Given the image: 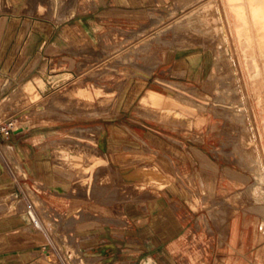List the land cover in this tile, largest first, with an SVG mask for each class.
<instances>
[{"label": "crops", "instance_id": "0c3cea01", "mask_svg": "<svg viewBox=\"0 0 264 264\" xmlns=\"http://www.w3.org/2000/svg\"><path fill=\"white\" fill-rule=\"evenodd\" d=\"M39 2L0 0V76L12 81L8 87L0 84L5 87L0 122L6 121L10 104H4L8 96L2 94L17 89L25 81L19 83L24 72L34 70L31 77L43 70L41 95L47 82L53 89L64 87L74 78L79 57L98 43L102 29L137 21L130 14L124 19L106 12L100 16L95 12L100 3L88 18L84 12L72 14L69 4L62 16L54 12L42 22ZM67 115L50 124L46 135L33 127L26 145L22 137L30 130L23 127L13 130L9 142L3 137L5 143H0V152L11 160L0 161V264H227L233 227H227V218L223 225L215 224L211 210L198 204L204 192L214 194L204 175L208 158L223 185L225 163L210 151L201 154L195 146L169 140L162 126L158 131L153 119L137 113L128 114L126 136L115 131L117 114H86L89 123L81 122L80 115ZM72 134L79 138L72 139ZM135 142L146 148L143 155ZM5 145L12 153L3 151ZM137 185L143 191H133ZM28 203L44 230L33 225Z\"/></svg>", "mask_w": 264, "mask_h": 264}, {"label": "rangeland", "instance_id": "374dc122", "mask_svg": "<svg viewBox=\"0 0 264 264\" xmlns=\"http://www.w3.org/2000/svg\"><path fill=\"white\" fill-rule=\"evenodd\" d=\"M117 2L129 7L118 6ZM100 3L95 11L93 8ZM236 3L235 0H113L111 4L105 0H40L37 16L43 18L39 19L42 22L54 12L62 16L69 4L72 14L84 12L87 18L98 11L100 16L112 13L115 19L130 14L137 21L126 27L102 29L98 43L91 49L83 48L89 53L79 57L75 76L64 87L53 89L47 82L41 95L38 84L43 82V70L31 77L34 70L24 72L19 83L25 81L19 86L25 89L8 102L6 121L0 122V143H5L3 137L9 142L10 134L4 135L1 127L10 121L15 130L20 127L30 130L22 137L26 145L33 127H40L46 135L48 126L63 120L64 113L73 118L80 115V121L86 123L91 122L84 118L86 114H117L115 131L124 136L129 113L149 117L153 119V128L159 131L162 126L161 132L169 140L195 146L201 154L210 151L227 165V185H223L216 165L208 158L209 167L204 175L207 188L214 194L204 192L198 204L211 210L215 224L223 225L222 219L227 218V227L229 224L233 227L227 264H264V209L260 207L264 205V46L257 38L251 39L256 45H251L247 52L238 33L243 21L234 8ZM220 8L224 19L219 15ZM47 33L49 29L45 30ZM251 50L259 55L257 69L251 65L254 59L244 54H251ZM29 66L30 62L25 67ZM11 82L0 76L2 86L8 87ZM12 90L4 92L2 98H9ZM173 92L187 96L189 102L177 98L173 102ZM158 104L177 112H157ZM179 105L189 109L183 111ZM96 133L97 130L89 131L87 135ZM78 136L72 134L71 138ZM135 148L142 149L138 152L142 155L146 149L138 143ZM2 149L12 153L6 145ZM0 161L11 160L0 152ZM138 185L132 190L143 191V185ZM122 186L121 183V190ZM191 186L199 189L195 183Z\"/></svg>", "mask_w": 264, "mask_h": 264}, {"label": "bare ground", "instance_id": "6f19581e", "mask_svg": "<svg viewBox=\"0 0 264 264\" xmlns=\"http://www.w3.org/2000/svg\"><path fill=\"white\" fill-rule=\"evenodd\" d=\"M237 3L234 5V8L236 10V12L238 13V16L242 19L243 21V26L239 29L238 33H239V37H241L242 39H244L245 41V45L247 46V52H250L249 49H251V45L255 46L256 42L253 40V43L251 41V39L257 38L260 41V45L264 46V0H235ZM222 7V6H221ZM67 11V10H66ZM64 14V12H63ZM62 14V15H63ZM219 15L221 17V19H224V15L222 13V8H220L219 10ZM60 16V15H59ZM62 19V18H61ZM48 32V31H47ZM48 34V33H47ZM248 35H251L248 36ZM258 43V42H257ZM255 44V45H254ZM251 54L244 52L245 55H249L251 56L254 60L251 62V65L257 69L258 66L260 65V59H259V55L257 53V51L251 50ZM247 53V54H246ZM37 75V72L34 74V76ZM5 89V87H2V91ZM22 89L24 90L25 88L22 86H19L17 89H15L13 91V93L11 94V96L9 98H7L6 100H4V104L10 102V100H12L14 97H17L19 95L22 94ZM88 92V91H87ZM91 94V93H90ZM89 95V94H88ZM152 95V94H151ZM150 95V96H151ZM155 95V93L153 94ZM159 95V94H158ZM173 97H174V101L175 99H179L184 101H188L189 102V98L187 96H183L180 93L177 92H173ZM154 98V96H152ZM151 97V98H152ZM150 98V97H149ZM176 99V100H177ZM149 101V100H148ZM172 101V100H171ZM161 102V101H160ZM159 102V103H160ZM158 103V102H157ZM182 103V102H180ZM151 104V103H150ZM174 104V103H173ZM179 104V103H178ZM202 104V103H201ZM159 107L157 112H163L166 113L168 111H170L172 114H175L177 111L174 109H170V107L167 106H160V104H158ZM170 105V104H169ZM175 105V104H174ZM182 105V104H181ZM179 105V106H181ZM184 105V104H183ZM199 105V104H197ZM196 105V106H197ZM173 107V105H172ZM200 107V106H199ZM176 108H178L176 106ZM181 110L186 111L189 109L187 106H181L180 107ZM200 110V109H199ZM180 113V112H179ZM182 114V113H180ZM179 114V115H180ZM79 126V125H78ZM91 126V125H90ZM76 127V126H75ZM83 129V128H82ZM92 129V128H90ZM94 129V128H93ZM79 132V131H78ZM78 135V134H77ZM79 137V136H78ZM53 141V140H52ZM51 141V142H52ZM7 148L10 149L9 145H6ZM12 150V149H11ZM6 151V149H5ZM9 152V151H8ZM7 152V153H8ZM100 159V158H99ZM157 170V169H156ZM144 171V170H143ZM149 173V172H147ZM168 176V175H167ZM149 181V180H148ZM151 182V181H150ZM42 223V222H41Z\"/></svg>", "mask_w": 264, "mask_h": 264}, {"label": "built area", "instance_id": "2783aa9c", "mask_svg": "<svg viewBox=\"0 0 264 264\" xmlns=\"http://www.w3.org/2000/svg\"><path fill=\"white\" fill-rule=\"evenodd\" d=\"M14 128L15 127H14L13 122L10 121L9 123H7L6 126L1 127V131L4 133V135L8 136L9 134H11L13 132V130H15ZM27 214L31 218L33 225L36 228H38L40 230H44L41 221L39 220V218L37 217V215L35 213V209H34L32 203L27 204Z\"/></svg>", "mask_w": 264, "mask_h": 264}, {"label": "water", "instance_id": "95a60500", "mask_svg": "<svg viewBox=\"0 0 264 264\" xmlns=\"http://www.w3.org/2000/svg\"><path fill=\"white\" fill-rule=\"evenodd\" d=\"M43 223L46 225L47 222L44 220ZM46 226H47V225H46Z\"/></svg>", "mask_w": 264, "mask_h": 264}]
</instances>
